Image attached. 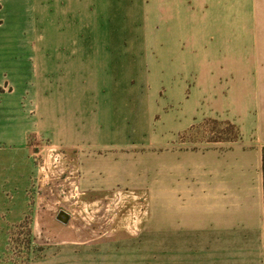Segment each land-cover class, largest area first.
<instances>
[{"label":"crops","instance_id":"obj_1","mask_svg":"<svg viewBox=\"0 0 264 264\" xmlns=\"http://www.w3.org/2000/svg\"><path fill=\"white\" fill-rule=\"evenodd\" d=\"M24 1L31 11L33 1ZM15 2L0 0V79L12 85L0 95V140L24 147L30 136L44 137L70 148L76 159L85 158L87 147L105 152L132 145L82 142L84 126L100 129L97 112L113 114L115 97L107 92L99 99L84 98L78 58L82 31L76 41L60 44L66 57L49 59L28 38L20 41L31 32V19L19 26ZM154 20V28L144 32L145 43L154 37L159 51L154 112L161 119L154 144L173 148L155 155L157 216L133 221L153 233H131L126 218L98 219L91 232L50 236L65 252L60 263L117 264V250L150 236L155 237V264H264V0H156ZM57 82L67 83L68 91L57 90ZM36 83L41 87L35 89ZM130 96L124 95L128 106ZM85 102L91 106L89 123ZM147 104L149 120L153 100ZM110 119L102 124V134L105 128L114 131ZM207 120L230 122L241 137L199 148L181 139ZM78 146L81 153L74 154ZM110 163L107 158L92 170H110Z\"/></svg>","mask_w":264,"mask_h":264},{"label":"rangeland","instance_id":"obj_2","mask_svg":"<svg viewBox=\"0 0 264 264\" xmlns=\"http://www.w3.org/2000/svg\"><path fill=\"white\" fill-rule=\"evenodd\" d=\"M32 1L31 11L26 1L15 2L19 4V26H26V20L31 19V32L24 34L23 39L21 35L20 41L28 38L36 51L48 54L49 59L66 57L68 52L59 49L60 44L76 41L77 31H82L78 58L84 98L99 99L107 92L115 97L113 114L106 110L97 112L100 129L95 132V125L84 126L80 132L82 142L132 144L105 152L87 147L82 152L85 158L76 159L70 148L52 139L30 136L24 147L0 140V264H32L33 259L36 264H43L44 258L53 259L52 264H67L60 263L65 252L54 246L50 236L78 230L91 232L97 228L94 224L98 219L108 218L129 219L131 233H153L133 221L157 216L155 155L159 150L168 153L173 148L171 144L164 147L154 144L157 122L161 119L154 112L157 91L154 65L159 51L154 37L145 43L144 32L147 27L154 28L156 0ZM0 82L2 96L12 85L5 77ZM40 84L36 83L35 89ZM55 85L60 91L69 89L67 83ZM125 94L131 95L130 106L125 104L128 101L124 102ZM149 98L153 100V112L148 120ZM83 105L78 107L85 110V122H90L86 110L91 106L86 102ZM110 118L116 130L109 132L105 128L102 134L101 126L106 127ZM213 121L197 124L181 139L199 148L233 137L231 132L223 133L228 129L225 122ZM81 150L79 146L72 148L74 154ZM107 158L111 160L110 170L100 173L92 170L94 164H102ZM154 245L155 237L150 236L130 241L129 249L117 250V264H155Z\"/></svg>","mask_w":264,"mask_h":264},{"label":"trees","instance_id":"obj_3","mask_svg":"<svg viewBox=\"0 0 264 264\" xmlns=\"http://www.w3.org/2000/svg\"><path fill=\"white\" fill-rule=\"evenodd\" d=\"M215 124H219V121H213ZM228 129H226L225 132L223 133H228V132H231L233 133V137L232 138H223L221 141H225V142H229V141H236L238 140L240 137H241V134H240V130L238 129V127L230 122H225L224 123ZM221 133V134H223ZM263 177H264V150H263Z\"/></svg>","mask_w":264,"mask_h":264}]
</instances>
